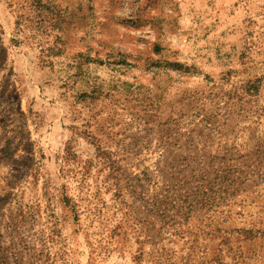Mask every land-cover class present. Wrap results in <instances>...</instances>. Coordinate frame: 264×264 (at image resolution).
I'll use <instances>...</instances> for the list:
<instances>
[{"label":"rangeland","instance_id":"rangeland-1","mask_svg":"<svg viewBox=\"0 0 264 264\" xmlns=\"http://www.w3.org/2000/svg\"><path fill=\"white\" fill-rule=\"evenodd\" d=\"M0 264H264V0H0Z\"/></svg>","mask_w":264,"mask_h":264}]
</instances>
